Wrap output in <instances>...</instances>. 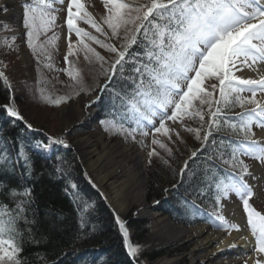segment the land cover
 I'll return each mask as SVG.
<instances>
[{"label": "snow or ice", "instance_id": "obj_1", "mask_svg": "<svg viewBox=\"0 0 264 264\" xmlns=\"http://www.w3.org/2000/svg\"><path fill=\"white\" fill-rule=\"evenodd\" d=\"M103 3L106 15L101 19L110 32L105 31L101 23L97 22L83 0L26 2L23 24L26 29L27 46L37 60L41 55L48 60L51 59V53L48 52L46 45L55 46L59 36L53 32V35L43 43L37 44V40L56 24V12L59 9L54 5L66 4L68 55L74 52L71 39L73 32L78 38L77 50L84 51L85 59H89L91 54L101 62L102 68L105 63V58L86 41L94 42L114 54L109 67L104 71L106 80L101 91L107 88L108 82L117 73L123 75L125 64L131 62L135 65L131 69L135 75L128 77L134 87L130 93L125 92L123 96L115 93L113 107H116L115 100L119 99L121 107L130 113L119 114V119L134 120L137 127L126 129L123 123H118L114 119L102 120L101 123L106 125V130L114 129L124 134L125 139L130 136L136 140L137 130L142 137L150 135L146 125L142 123L146 121L154 133L162 134L171 140L173 134L179 138L180 132L170 127L167 122L173 124L179 122V126H185L187 117L199 118L201 121L199 128L185 126L187 131L195 133L197 140H202L201 148L208 142L213 131L219 132L224 125L241 137L235 141L230 140L233 145L231 158L224 162L231 166L232 171L226 170L225 177L214 181L215 202L219 204L220 199L227 197L229 193H235L241 198L248 216V225L256 237V251L264 253V215L249 203L254 193L245 176L252 177V173L249 166L240 159V155L248 156L264 164V142L255 139L252 130L254 122L257 127L264 129V104L256 99L257 90L264 93V76L258 80L244 79L235 75L233 71L237 69L238 63L249 68L258 62L264 64V0H103ZM77 21L89 24L109 41L112 39L119 41V45L99 39L78 26ZM133 46L143 51H132ZM68 55L65 56L66 61ZM46 66L52 67L50 63ZM68 75L82 85L78 72L74 74L73 71H68ZM0 78L9 88L11 87L2 71ZM212 78L218 81V85L212 83L206 86V82ZM217 87L219 99L214 95ZM245 90L251 92L250 97L240 95ZM41 97L57 105L69 99L65 96L52 100L44 95L43 89ZM237 105L241 109H245V105L254 107L236 114L237 122L231 123L224 116V110ZM205 107L207 112L204 111ZM3 108L8 116L23 120L14 101L3 105ZM205 115L209 116L208 121H205ZM155 117L159 118L158 126L154 123ZM205 123L208 130L201 135ZM27 127L31 128L32 125L27 124ZM56 142L65 143L64 140ZM212 143L215 144V140ZM221 143L223 144V141ZM152 144H158L160 148L171 153L167 144L155 136ZM36 146L48 147L42 142H38ZM199 151L200 149L192 151L191 157H195ZM148 155L151 157L159 153L153 148ZM187 167L188 161H185L181 173ZM3 187L5 186L0 184V188ZM11 193L17 194L15 189H11ZM30 193L31 190L26 188L22 195L30 197ZM24 204L25 201L17 204L20 211L12 215L8 206L0 203V264H21L19 254L22 251L20 246L22 241L18 242L17 239L20 237L17 220L21 218L20 213L24 211ZM216 219L224 222L222 215H216ZM116 221L123 234L128 254L135 260L139 253V245L130 243L126 224L119 216H116ZM231 227L238 228L237 225ZM256 264H261V261L257 260Z\"/></svg>", "mask_w": 264, "mask_h": 264}, {"label": "trees", "instance_id": "obj_2", "mask_svg": "<svg viewBox=\"0 0 264 264\" xmlns=\"http://www.w3.org/2000/svg\"><path fill=\"white\" fill-rule=\"evenodd\" d=\"M1 26L2 24L0 32ZM71 39L77 50L78 38L72 35ZM132 51L143 50L133 46ZM100 55L104 56V53L102 55L101 52ZM70 57H84L85 67L79 74L84 84L93 79L100 61L94 56L91 57V54L89 59H85L83 50L73 52ZM87 67L90 70L88 75L84 73ZM124 67L123 75L117 73L101 94V116L98 122L104 130L106 125L101 121L112 119L123 123L126 129L137 127L134 120L119 119L121 113L130 115L126 108L121 107L119 99L115 100L116 107H113L115 93L123 96L125 92L130 93L134 87L128 77L135 75L131 71L135 65L130 62ZM58 90L53 89L55 92ZM12 100L11 88L0 83V184L5 186L0 188V203L6 204L11 214L16 215L20 211L17 204L25 201L24 211L17 220L20 231V237L17 239L18 242L22 241L20 244L22 251L19 254L21 264H141L142 257L134 260L128 254L112 209L87 180L84 170L75 160L69 147L59 145L52 151L50 158L34 150L35 142L45 143L47 139L37 129L28 130L27 123L33 121L29 117L22 114L23 120H12L7 117L3 105L11 103ZM235 109L241 108L233 106L224 110V116L231 123L237 122V117L229 115V112ZM208 120L209 116L205 115V121ZM142 123L145 124L143 121ZM221 124H224L223 117ZM205 129L206 123L203 130ZM106 131H113L116 136H125L114 129ZM135 135H140L139 130ZM234 135L224 125L219 132L214 130L208 142L201 148L202 140H197L193 134L191 145L185 146L181 154H168L150 164L147 168L148 198L159 199L160 208L170 214L176 222L190 225L206 220V214L195 202L203 207L218 206L215 202L214 181L224 177L222 174L224 171L219 165L225 163L227 158L228 160L231 158L230 140L235 141ZM128 140L125 139V142ZM213 140L215 144L212 143ZM197 149L200 151L195 157H191L192 151ZM12 151L17 166L14 165ZM185 161H188V167L181 173ZM26 188L31 190L30 197L22 195ZM11 189H15L17 194L13 195ZM166 191L170 192L169 198H164ZM128 223L134 228L130 241L132 243L145 241L149 232L147 222L144 219L130 217ZM187 247V244L178 241L146 250L142 256L150 259L162 254L174 256L184 253Z\"/></svg>", "mask_w": 264, "mask_h": 264}, {"label": "rangeland", "instance_id": "obj_3", "mask_svg": "<svg viewBox=\"0 0 264 264\" xmlns=\"http://www.w3.org/2000/svg\"><path fill=\"white\" fill-rule=\"evenodd\" d=\"M26 2H31V0H25L22 3V12H21L22 16L19 18V24L17 23L14 24L10 22V20L3 19L2 16L7 12V11L5 12L4 9L6 8L8 10V7L5 6L4 3H2V0H0V24H2L1 26L2 32H0V71L4 72L8 78V83L11 85L10 88L13 93L12 102L14 101L20 114L29 117L31 120H33L31 121V124L33 125L34 128L37 127L44 130L47 129L49 133L54 136V138L61 137L63 138L64 141H68L69 144H71L75 138L83 135H88L92 139L96 140V142L99 136H103L104 138L106 136L105 139L120 138L122 139V141L125 142V136L122 137L116 136V134L114 135L113 131L108 132L104 130V128L99 124V122L96 121L95 118H94L93 126L72 127L71 129L66 130L64 120L60 114V107L69 105L71 102H76L78 105H80L82 109H85L83 100L86 98L88 99L92 95H96L95 92L100 89L101 84L106 80L104 71L109 67L110 62L114 58V54L108 52L107 49L100 47L98 44H95L94 42L86 41L90 43L93 48H95L96 52H99L100 54L102 52V55L104 53L103 57L104 58L106 57L105 59L107 60H105V63L103 64V68L101 67V62L98 64L99 68L98 67L96 68L98 69V71L94 72L93 79L87 81L85 84L82 81V85L77 83L76 80H74L72 77L68 75V71H73V73L75 74V69H76V72H78L79 74L82 73L83 72L82 69L85 67V65L83 64V62L85 61L83 60L84 57H79V58L69 57L67 61L65 60V58L63 57V52L65 50V44H66V41L64 42L65 36L63 30L59 29V27L57 26L58 22L56 21L54 28L50 29L48 33L40 35V37L37 40V44L43 43L46 39L50 38L53 35V32L59 36V39L55 42V46L46 45L48 52L51 53V59L48 60L45 56L41 55L40 59L37 60L36 56L33 54L32 50L27 46L26 43V35H25L26 29L23 24L24 4ZM83 2L85 3L86 7L90 5L93 6L100 18L106 15V10L104 8L103 0H83ZM19 4H21V2H19ZM65 16L66 13L64 14V25L67 33L68 29H67V24L65 22L66 21ZM77 23L78 26L84 28L86 31L91 32L93 35H96L99 39L104 40L106 42L116 43L117 46L119 45V41L115 39L109 41L107 37L103 36L100 33H97L95 29H93L89 24L85 23L84 21H77ZM104 29L105 31L110 32V30L106 26L104 27ZM14 31H18V32L14 33ZM72 35L74 38H77L74 32L72 33ZM74 52L75 53L77 52L75 48H74ZM24 55H27L28 57L25 59L23 58ZM49 63L52 65L51 68L46 66ZM84 73L86 75L90 73L88 67L85 69ZM0 83L1 85L8 86V84H6L2 78H0ZM212 83H216L218 85V81L212 78L206 82V86ZM54 88L55 89L58 88L59 90L55 92L53 91ZM41 89H43L44 95L46 97H50L52 100L65 96L69 97V99L61 102L58 105L51 103L49 102V100L43 99L41 97ZM258 93L259 90H257L256 99L258 97ZM242 94L245 95L246 97L251 96L250 92L244 91L242 92ZM214 95L215 98L217 99L219 98L218 87L215 90ZM16 96H19L20 98ZM249 107H254V105H250ZM204 111L207 112V108H204ZM157 118L158 117H155L154 119ZM197 121H198V125H197ZM167 123L170 127L176 128L177 126L176 130L180 132L179 138L173 134L172 139L168 140L162 134L154 133L153 131L150 133L149 136L146 137H142L141 135H136V140H133L129 136L128 137L129 140L124 143L126 145H134L137 148V150H141L145 152L144 156L146 157V165H145L146 171L150 164L155 163L161 158L167 156L168 154H172V153L181 154L185 146L191 145L190 142L194 139L193 134L195 133L187 131L185 126L190 128H197L198 126H200L201 121L199 120V118L197 120V118L189 119L186 117L185 126H179V122H177V124H173L170 121ZM253 127L256 130L257 126L255 122L253 123ZM201 135H203V133H201ZM153 136L161 140L163 143L167 144V147L171 149V153H169L165 149L160 148L158 144L153 145L152 144ZM52 140L55 141V139ZM139 141H142V143H140ZM153 148L156 149L159 155H153L149 157L148 153L152 151ZM69 149L71 151H74L72 148H70V146ZM74 156H76L79 160L78 162L82 164L79 156L75 154ZM250 158L251 159L249 161V171L250 168L256 163L260 165V169L252 173V177L254 178L249 177L247 175L245 176V180H247L248 183L254 186L253 188L254 195L250 198L249 203L253 208H255L258 212L264 215V164H261L258 160H255L252 157ZM184 160L185 158L182 161ZM145 195L149 203L150 201H154L155 197L148 198L147 187H145ZM224 201L228 203L237 202L240 206L241 214L248 225V216L244 210L243 201L241 200V198L237 196L235 193H229L227 197H222L220 199L221 207ZM133 210L134 209L132 208L128 210V212L125 215L119 216L120 219L124 221L126 224L129 233V241L131 239L132 234L134 233V228L128 223V218L133 217V213H132ZM216 215H221V214H219L217 211L213 212V220L211 222V226L227 229V226H225L224 222L222 223L221 221L216 219ZM143 219L147 222L149 232L146 240L139 243V244L145 243L146 247L140 248L138 254H140V250L143 248L146 251L151 248H158L160 246H164L169 243L171 244L172 242L181 241L188 245L187 250L182 254L172 256L171 257L173 259L172 264H193V262L191 261L190 249L191 246L194 244L195 239L185 237L170 242L157 244L154 241H150L151 227H150L149 219L144 216ZM248 228L251 229L249 225ZM130 243L132 242L130 241ZM132 244L137 245L138 243H132ZM260 261L261 264H264L263 260Z\"/></svg>", "mask_w": 264, "mask_h": 264}, {"label": "bare ground", "instance_id": "obj_4", "mask_svg": "<svg viewBox=\"0 0 264 264\" xmlns=\"http://www.w3.org/2000/svg\"><path fill=\"white\" fill-rule=\"evenodd\" d=\"M19 2L20 0H2V3L8 7L7 12L2 16L3 19L19 24L21 17ZM58 6L63 5L58 4ZM88 8L102 22L94 7L90 5ZM56 15L57 26L65 31L62 14L57 11ZM64 34H66V46L63 52L65 58L68 55L69 34L66 32ZM72 43L74 48L75 43ZM70 56L68 55V58ZM27 57V55L23 56L25 59ZM237 69L233 70L235 74L244 79L258 80L264 76V64L259 62L251 68L238 63ZM94 99L95 96L92 95L83 100L85 109H82L76 102L61 106L60 114L65 127L80 119H83V127L93 126L96 116V105L92 104ZM257 100L264 104V93L259 91ZM254 138L264 142V129L257 127ZM72 146L90 180L111 205L117 216H123L133 208L137 214L149 219L150 241L161 244L185 237L195 239L190 249L193 264H256L257 258L264 260L263 254L256 251L255 236L252 230L246 228L245 220L236 202H225L218 211L224 217L227 229H213L203 223L192 226L175 223L169 215L161 210L159 204L156 207L154 201L149 203L146 199L147 173L144 151L137 150L134 145L124 144L121 139H105L103 136H99L97 142L88 135L79 136L72 141ZM54 147V144H49L48 147L41 150L47 155L54 150ZM258 169H260V165L256 163L250 168V171L253 173ZM231 225H237L238 228L231 227ZM140 245L139 249L146 247L145 243ZM143 249L139 254V257H143V264H172L173 262V259L167 255L155 259L142 256L145 252Z\"/></svg>", "mask_w": 264, "mask_h": 264}, {"label": "water", "instance_id": "obj_5", "mask_svg": "<svg viewBox=\"0 0 264 264\" xmlns=\"http://www.w3.org/2000/svg\"><path fill=\"white\" fill-rule=\"evenodd\" d=\"M105 84V82H103L102 84H101V87H100V89L103 87V85ZM98 90V93L96 94V102L98 103V102H100V93H101V90ZM83 120V119H82ZM81 119L80 120H78V121H74V122H72V123H70L68 126H66V130L67 129H71L72 127H78V126H82L83 125V121H82ZM45 135H48L49 137H51V135H49V132H48V130L46 129V130H44V129H42L41 130ZM112 139V138H111ZM51 143H53V142H51ZM65 143H67L68 144V142H65ZM72 147V146H71ZM74 154H76L75 152H73ZM75 159L77 160V161H79L78 160V158L75 156ZM88 175V174H87ZM89 177V176H88ZM96 190H97V192H99V190H98V188L96 187L95 188ZM99 194H100V192H99ZM104 198V197H103ZM106 203L111 207V205L106 201ZM157 207V206H156ZM112 208V207H111ZM154 208H155V206H154ZM133 214H134V217L135 218H143V216H140L139 214H137V212H136V210L135 211H133Z\"/></svg>", "mask_w": 264, "mask_h": 264}]
</instances>
